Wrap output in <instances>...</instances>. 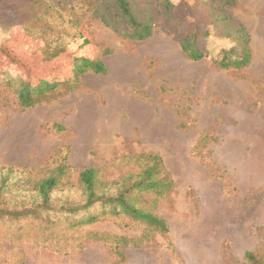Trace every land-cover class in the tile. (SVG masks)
<instances>
[{
  "label": "rangeland",
  "instance_id": "374dc122",
  "mask_svg": "<svg viewBox=\"0 0 264 264\" xmlns=\"http://www.w3.org/2000/svg\"><path fill=\"white\" fill-rule=\"evenodd\" d=\"M29 3L0 0V201L26 209L28 177L66 164L72 173L57 193L60 203L61 195L77 190L79 170L100 167L101 179L118 181L139 170L140 163L128 156L154 153L172 181L153 206L168 232L151 230L138 245L117 239L121 259L112 242L82 232L134 239L144 231L141 223L125 225V217L108 216L70 227L100 207L72 217L57 212L49 225L41 215L0 216V264H245L246 251L263 253L264 0L221 3L225 26L239 25L249 40L251 60L240 69L213 66L220 47L229 46L217 33L208 42V56L187 59L161 25V0H136L135 13L151 10L155 21L143 40L118 36L105 25L102 10L62 11L83 33L70 42L69 52L98 56L106 73H86L64 96L53 94L22 109L19 74H53L36 56L41 40L13 12L30 10ZM85 38L90 44H83ZM12 57L20 68L10 63ZM204 134L205 143L197 144ZM67 187L73 192L66 193Z\"/></svg>",
  "mask_w": 264,
  "mask_h": 264
},
{
  "label": "trees",
  "instance_id": "16d2710c",
  "mask_svg": "<svg viewBox=\"0 0 264 264\" xmlns=\"http://www.w3.org/2000/svg\"><path fill=\"white\" fill-rule=\"evenodd\" d=\"M222 2L232 4V0H194L192 3L177 4L172 0H161L163 3L161 25L177 40L182 52L191 61H198L209 55L208 42L217 33L229 46L220 47L212 60L213 66L219 69H240L248 65L251 60L249 40L239 25H234L233 28L225 26L224 20L227 14L222 9ZM135 3L136 0H63V2L30 0V10L14 9L18 22L26 25L29 28L28 32L37 35L42 42L36 55L39 63L48 66V71L53 72L45 77L37 75L33 70H28L24 75L19 74L17 90L19 106L27 109L47 96L53 94L64 96L67 92L78 88L79 79L86 73H106V66L98 56L89 57L69 52L70 42L81 38L83 33L77 22L65 21L61 15L62 11L75 12L80 9L98 13L102 10V20L105 25L111 27L118 36L143 40L152 34L155 21L151 10L141 14L135 13ZM8 4L13 3L10 1ZM54 19L62 26L53 24ZM89 40L85 38L83 44H90ZM2 48L4 47L0 46V49ZM109 52L108 49L104 51L106 54ZM17 59L12 57L10 63L20 68L22 64H16ZM71 80H75V83H71ZM205 141L204 134L197 144H203ZM127 158L135 159L140 163L137 173H128L118 181H109L101 179L100 167L83 168L76 174L77 190L73 194L71 187L65 188L66 193L71 194H65L64 197L61 195L60 203L57 202V193L64 190L66 178L72 173L69 165L57 164L49 169L46 175L38 178L28 177V193L24 195L28 198V207L9 208L0 201V216L20 219L29 215H41L45 219L44 224L49 225L53 224L51 216L57 212L72 217L81 211L100 207L99 212H90L70 227L85 226L108 216L125 217L127 222L124 223L125 225L141 223L144 231L134 239L108 234L97 236L91 231L82 232L87 239L109 240L114 244L112 248L115 253L123 259V253L117 250L119 246L116 244L117 239H123L120 240L122 245H138L149 239L148 234L151 230L161 235L168 232L166 221L153 212V206L157 197L172 184L157 154L141 153ZM134 193L139 195L149 193L154 197L146 201L142 197L133 196ZM39 231L41 236L38 238L44 239V230ZM244 260L245 264H264V252L246 251Z\"/></svg>",
  "mask_w": 264,
  "mask_h": 264
}]
</instances>
